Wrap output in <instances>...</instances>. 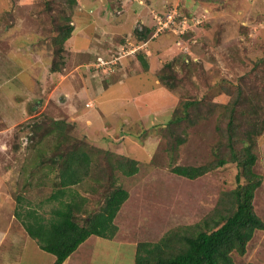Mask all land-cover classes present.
<instances>
[{
  "label": "rangeland",
  "instance_id": "1",
  "mask_svg": "<svg viewBox=\"0 0 264 264\" xmlns=\"http://www.w3.org/2000/svg\"><path fill=\"white\" fill-rule=\"evenodd\" d=\"M76 1L72 11L57 0H47L48 5L44 0H0V195L9 198L7 205L12 208L16 207L15 196L19 194L32 205L43 202L38 212L45 219L50 218V206L55 203H45L44 200L52 193L56 171L39 181L41 172L47 173L46 169H35L30 176L31 171H24L23 167L29 169L28 164L36 155L35 151L27 148L31 134L29 126L34 123L48 124L52 119L64 120L69 126L66 134L70 140H80L83 144L107 149L137 161L138 173L134 176L126 177L119 172L114 174L117 176V185L125 189L129 196L114 220L117 232L113 239L118 244L134 245L135 251L138 242L157 243L170 229L200 221L214 207L222 190L234 189L237 171L234 164L196 180L174 175L170 169L174 165L202 166L213 159L212 151L220 139L217 126L223 127L226 123L225 106L231 104L238 86L246 97H250L251 104L257 102L258 98L254 95H260L258 83H264V65L254 68L255 62L264 59V0H221L207 4L196 0ZM139 4L146 5L144 14L152 17L153 22L156 14L163 16L176 11L181 17L176 22L182 19L186 25L185 20L189 21L186 25L189 30H185L182 35H174L170 30L157 35L154 31L151 35L155 41L164 40V43L171 45L155 48L152 51L153 59L146 61H153L154 74L163 69L165 64L172 63L176 74L175 88L170 91L163 87L161 94L151 91L148 98L140 95L135 101V108L130 110L125 107L132 112L130 119L132 116L140 117L144 119L145 126L151 123L153 126L156 122L167 121L170 112L185 100L204 99L207 104L201 111L191 112L196 123L187 129L186 142L179 146L172 167H169L160 131L155 133L144 127L139 129L137 123H133L132 133L140 137L134 140L136 143L131 140L130 145H126L113 140V129H110L111 132L104 129L106 123L119 128L130 124L125 122L127 118L121 119L119 123L113 121L114 110L121 111L125 106L118 98L106 103L111 108L107 114L97 109L98 105L94 103L98 101L97 98L95 101L87 100L84 105L82 92L91 89L87 79L101 86L104 82L101 78L104 74H97V77L96 71H88L93 63L79 66L76 70L74 68L73 73L66 72L69 68L67 65L59 74L50 69L55 52L50 42L55 30L52 21L57 23L62 16L71 15L76 31L64 48L70 50L68 55L71 53L70 59H73V42L79 49V37L87 35L83 28L89 21L86 14L96 16L104 13L107 18L115 16L120 19L127 8L130 15L134 11H141L143 7ZM129 19L128 24L132 27V17ZM95 21L98 20L95 18ZM97 24L101 26L103 23L98 21ZM140 28L143 30V27ZM95 30H100V27L96 26ZM104 36L102 33V45L106 44ZM130 37L132 39L126 38L127 41L112 44L116 49L124 48L125 54L121 56V61L130 57L128 48L131 49L129 54H132L134 46L142 42L134 34ZM118 61L116 63L119 65L121 61ZM82 67L87 78L81 72ZM76 76L81 78L77 82L82 88L77 92L78 86L76 89L74 87ZM66 77L73 91L68 97L65 90L59 89V84ZM157 82L161 84L159 80ZM77 99L83 110L84 106L90 109L86 117L74 115ZM259 103L263 106L264 101L260 100ZM261 117L264 120V111ZM139 140L142 144L138 143ZM150 143H154L153 156L147 149ZM255 153L258 160L254 171L262 176L263 183L255 193L253 205L255 213L264 221V131L257 140ZM51 155L48 153L46 157ZM102 171H99L101 181L105 180ZM72 188L86 197L87 209L95 207L102 193L99 185L86 181ZM80 217H84V214H80ZM93 250L100 252L95 246ZM232 257L233 264H264V231H255L245 255L233 254ZM118 259L120 262L117 264H134L130 257L120 256Z\"/></svg>",
  "mask_w": 264,
  "mask_h": 264
},
{
  "label": "trees",
  "instance_id": "2",
  "mask_svg": "<svg viewBox=\"0 0 264 264\" xmlns=\"http://www.w3.org/2000/svg\"><path fill=\"white\" fill-rule=\"evenodd\" d=\"M44 1L48 5L47 0ZM57 1L67 5L72 11L77 3L76 0ZM196 1L204 4L221 2ZM52 23L55 30L51 34L50 42L55 52L50 69L59 74L67 65L68 54L64 46L75 28L70 14L62 16L57 23ZM154 31L155 27H143V30L141 28L135 31V36L140 41H147ZM96 56H104L106 59L111 57L105 54ZM97 57L89 70L101 75L104 73L101 70L107 67L96 68L94 63L96 64ZM138 60L142 68L147 70L145 59L139 57ZM261 65H264V59L255 62L254 68H261ZM117 66L118 64L114 70ZM172 67V63H167L156 73L161 85L170 91L175 88L176 82ZM262 69L264 73V68ZM107 79L105 77L103 80ZM258 86L260 95L254 96L264 101V83H258ZM258 99L251 104L250 97H246L238 86L231 104L225 106L226 123L223 127L217 126L220 139L212 151L213 159L202 166L171 165L176 161L179 146L186 142L187 129L196 123L191 112L201 111L203 106L206 107L204 99L183 101L172 111L166 123H156L153 126L155 133L161 132L168 164L172 167L170 171L174 175L196 180L207 173L234 164L237 170L235 187L222 190L214 207L200 221L170 229L157 243L138 242L134 264H233L232 255H245L255 231H264V221L255 213L253 205L255 193L263 182L262 176L254 171L258 160L255 146L264 131V120L261 117L264 103L263 106L260 105ZM29 127L31 134L27 148L35 151L36 155L28 164L30 168L26 169L25 166L23 169L30 170V176L35 169H46L47 173L42 171L39 181L56 171L52 181V193L44 200L45 203L55 205L51 204L50 218L45 219L38 212L43 202L35 206L19 194L15 196L14 216L40 249L55 257L54 264H62L89 237L97 236L108 240L115 237L117 227L114 220L129 194L117 185V176L114 174L119 172L126 177L134 176L138 173V163L129 156L94 146L93 148L80 140H70L66 134L69 126L64 120L52 119L48 124L34 123ZM139 137L136 136L137 139ZM139 142L142 143L140 140ZM48 153L52 155L46 157ZM100 170L105 173L103 181L99 176ZM85 181L99 185L102 189L101 197L93 209H87L86 197L72 188ZM80 214H84V217H80Z\"/></svg>",
  "mask_w": 264,
  "mask_h": 264
},
{
  "label": "crops",
  "instance_id": "3",
  "mask_svg": "<svg viewBox=\"0 0 264 264\" xmlns=\"http://www.w3.org/2000/svg\"><path fill=\"white\" fill-rule=\"evenodd\" d=\"M140 6L143 7L142 10L134 11V13L131 15L129 9L127 8V10H124L125 13L121 16L120 19H117V17L115 16L107 18L105 17L104 13H99L96 16L92 14H86V18H88L89 21H87L86 23L87 26L83 28L87 35L85 37H79V35H77L79 37V40H81V46L79 47V49L75 41L73 42V45L75 44L73 47L75 50L71 49V52L72 56L74 55V58L70 59L71 53L70 56L68 55L67 68H69L66 69V72L73 73L77 67H81L85 64H88L89 62L92 63L93 61H95L96 54L99 53L110 56L118 55L119 53L116 49V46L112 44L123 42V40L127 41L126 38H131L130 35L132 34L135 35V31L137 29H141L140 27H154L155 22H153L152 17L150 18V16L144 14V10H146L144 6L146 5L142 4ZM129 16L132 17L133 20L131 23L132 27H130L128 24V21L130 20ZM146 17L148 19H146ZM95 18L103 24L101 26L98 25V21L96 22ZM96 26H99L100 30H95ZM136 26L138 27L137 29H135ZM75 31L76 30L74 29V32ZM102 33L105 35V45H102ZM80 43L77 42V44ZM139 44V49L138 51H136L137 53L139 52V54H137L136 52L134 54H128V56L130 55V57L122 59L123 62L121 61L119 63L116 70H114L113 72H109L108 68H103L101 70H104V73H102L104 74L103 79L105 77L108 78L105 81L103 80L104 86L97 84L96 81L92 82V80L87 79L91 89H89V92L86 89L84 92H82L84 93V105L87 100L95 101V99L97 98L98 101L94 102L96 105H98L97 109H99V111H104L106 114L111 112V108L106 103L112 101L113 99L118 98L122 105L125 104L124 108L121 111L119 109L114 110V114L112 115L113 121L114 123H119L121 119L127 118L128 121L125 122L130 124L125 125L122 128H119L116 125L113 126L111 123H106V125L104 126V129L107 128L109 132H111L110 129H113L114 136L112 137L117 144L123 143L126 145H130L131 140L133 141V143H136L134 142V140L137 141L136 135L132 133L134 124L136 123V126H138L139 129L141 127H144L145 129L147 128V130H154V128H152L154 125L152 126L151 122V124H148L147 126L143 124V122H145L143 118H135L134 116H132L131 120L130 117L132 112L127 111L125 107H127L128 109L135 108V101L140 95L147 96L148 98V94H150L151 91H156L159 94H161L160 92H163V86L160 83V85H158L156 73H153V61L150 60V62H147L146 59L149 60L153 57L152 51H154L155 48H166L171 44L164 43V40L158 42V40L155 41V39L153 38H149L147 41H142ZM66 51H68V54L70 50L67 49ZM139 57H143V59H145L146 63L148 64L147 70H144L142 68L138 60ZM80 69L82 70L81 72L83 73V76L87 78L86 71L83 70L85 68L82 67ZM67 77L65 78L66 80L59 84V89L62 91L65 90V93L68 97L71 93H73V91L70 90L71 85L69 84V79ZM76 77L74 78V87L76 89V86H78V88L76 89L77 92L79 89L82 90V88H80V82H77L79 81V79L81 80V78ZM76 102L77 107L76 111H74V115L86 117L87 114H90V109H88V107H85L83 105V110L80 107V102L78 99L76 100ZM171 113L172 112H170V114ZM149 135L152 136L151 134ZM150 142L152 141L150 140ZM152 144L154 143H150L147 149L153 154L154 145ZM8 201L9 198H3L0 195V264H54L55 257L52 254L41 250L37 242L27 234L21 223L14 216V206L12 208L11 206L7 205ZM94 246L100 250L99 253L93 250ZM133 246L134 245L127 246L121 243L118 244L115 239L108 240L97 236H91L82 244H80L78 248L62 264H117L118 262H120V260L118 259L120 258V256L130 257L132 261L134 260L133 262L135 263L136 250L134 251Z\"/></svg>",
  "mask_w": 264,
  "mask_h": 264
},
{
  "label": "built area",
  "instance_id": "4",
  "mask_svg": "<svg viewBox=\"0 0 264 264\" xmlns=\"http://www.w3.org/2000/svg\"><path fill=\"white\" fill-rule=\"evenodd\" d=\"M179 18H181V17L176 14V11L172 12V13L171 12L165 13L163 16L158 15V14L154 15L155 34L157 35L163 31L170 30L174 35H182L185 32V30H189L186 26L187 22H189V21L185 20L186 25L183 23L184 21L182 19H180L179 22H176V20H178ZM138 49H139L138 46L137 47L134 46V51H132V52L135 53ZM123 52H124V48L119 47L118 48L119 57L113 55V56L109 57L108 59H106L104 56L103 57L98 56L96 64L94 63V66L96 68L107 67L109 72H113L114 67L117 65L116 62L118 60L121 61L120 60L121 56L125 54ZM127 52L129 54L131 52V49L128 48ZM97 74H99V73L96 72V76H97Z\"/></svg>",
  "mask_w": 264,
  "mask_h": 264
}]
</instances>
